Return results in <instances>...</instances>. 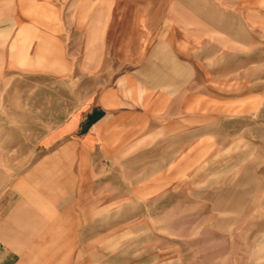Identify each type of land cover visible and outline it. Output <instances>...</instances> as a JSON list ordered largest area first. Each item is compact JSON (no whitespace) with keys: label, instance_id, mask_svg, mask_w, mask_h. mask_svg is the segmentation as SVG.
<instances>
[{"label":"rangeland","instance_id":"obj_1","mask_svg":"<svg viewBox=\"0 0 264 264\" xmlns=\"http://www.w3.org/2000/svg\"><path fill=\"white\" fill-rule=\"evenodd\" d=\"M108 1L18 0L24 18H35L24 21L22 46L16 37L0 34V258L13 256L8 264H208L210 254L214 264H259L250 258L259 254L264 218V0H233L232 11L247 17L248 51L230 68L201 70L207 75L201 91L217 100L216 128L201 138L208 149L197 166L200 186L217 197L227 188L248 190L247 206L237 211L240 196L234 194L233 211L215 213L212 233L196 223L193 228V214L175 212L171 200H157L148 213L143 207L117 219L104 213L98 244L90 238L68 246L53 243L58 231L77 235L79 229L49 228L55 203L48 196V159L56 157L62 169L77 162L80 115L103 90L121 88L119 79L132 71L136 57L123 50L139 44L124 36L125 22L123 28L113 22ZM95 152L93 163L109 171L106 158ZM81 217L74 224L84 222ZM117 220L118 228L110 226Z\"/></svg>","mask_w":264,"mask_h":264},{"label":"crops","instance_id":"obj_2","mask_svg":"<svg viewBox=\"0 0 264 264\" xmlns=\"http://www.w3.org/2000/svg\"><path fill=\"white\" fill-rule=\"evenodd\" d=\"M14 1L13 13L9 0H0V34L16 37V43H21L24 21L35 18L25 19L23 8ZM232 4L233 0L108 1L113 22L122 28L120 22H125L123 29L129 32L124 36L137 38L139 44L123 50L136 57L132 71L119 79L121 88L103 90L95 105L80 115L75 130L80 133L77 162L72 167L64 164L62 169L56 164L63 162H57L56 157L48 159V196L55 203L53 211L49 209V214H55L49 228L79 229L77 235H60L58 231L55 245L88 243V238L98 244L104 213L116 214L115 219L117 214H134L142 207L148 213L157 200H171L175 212L193 214V228L196 223V227L212 233L217 226L215 213L233 211L230 199L234 194L240 196L237 211L247 206L248 190L241 191L243 194L227 188L217 197L201 187L197 167L208 149L201 138L216 128L217 99L206 89L201 91L207 81L201 70L230 68L238 54L248 51L247 17L233 12ZM30 35L36 36L35 32ZM94 149L106 158L110 173L101 163H93L90 155ZM57 169L64 170V180L59 179ZM38 212L39 207L34 206L35 227ZM81 214L85 221L74 224L82 220ZM114 223L110 226L118 228L119 220ZM250 259L264 264V218L259 220V254ZM12 260L7 253L0 264ZM191 260L199 261L195 256ZM207 260L214 264L216 258L209 254Z\"/></svg>","mask_w":264,"mask_h":264}]
</instances>
